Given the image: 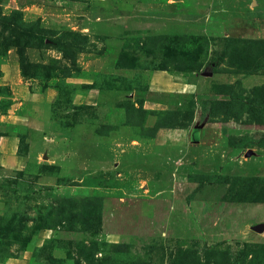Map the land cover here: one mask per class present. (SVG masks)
I'll list each match as a JSON object with an SVG mask.
<instances>
[{"label": "rangeland", "instance_id": "rangeland-1", "mask_svg": "<svg viewBox=\"0 0 264 264\" xmlns=\"http://www.w3.org/2000/svg\"><path fill=\"white\" fill-rule=\"evenodd\" d=\"M0 264H264V0H0Z\"/></svg>", "mask_w": 264, "mask_h": 264}, {"label": "crops", "instance_id": "crops-1", "mask_svg": "<svg viewBox=\"0 0 264 264\" xmlns=\"http://www.w3.org/2000/svg\"><path fill=\"white\" fill-rule=\"evenodd\" d=\"M215 72H210V73H202L203 77H210L212 76ZM166 74V75H165ZM183 75V74H182ZM200 74H197L199 76ZM195 84H190L189 82H185L183 78L179 75H171L167 72H162V71H154L149 75V83L147 85V90L149 92L153 93H164V92H169V93H176V94H189L193 97V99L196 102V107L203 108V109H208V101H206L205 104L204 102H199L198 100V95L195 91ZM194 102V104H195ZM145 108H151L148 107L147 104H151V102L144 101ZM152 105H158V104H152ZM205 117L211 116V113L206 110ZM196 116L194 117V122L193 124L189 127V130L195 132L197 131L196 128L194 127L196 124ZM186 131V130H185ZM199 132V131H198ZM199 134V133H198Z\"/></svg>", "mask_w": 264, "mask_h": 264}]
</instances>
